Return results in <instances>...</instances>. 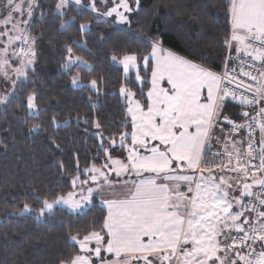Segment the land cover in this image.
<instances>
[{
  "label": "snow or ice",
  "instance_id": "6c2138e0",
  "mask_svg": "<svg viewBox=\"0 0 264 264\" xmlns=\"http://www.w3.org/2000/svg\"><path fill=\"white\" fill-rule=\"evenodd\" d=\"M97 2L57 0L55 9L64 16L62 10L74 3L77 11L97 13V22L101 16H114L112 23L130 28V16L139 10L141 0H112V6L103 13ZM100 2L107 7V0ZM37 6L36 0H6L0 7L7 16L0 23H12L16 12L32 17ZM226 11L231 31L224 43L229 48L235 43L236 52L250 58L251 70L242 67L241 72L252 84L237 81L226 67L217 73L168 51L157 38L145 40L137 36L151 45V51L142 57L145 67L151 63V87L146 101H141L126 83L120 85L119 92L127 101L131 117V132H120L118 141L113 134L108 147H104L108 138L102 132L95 133L100 140L97 152L104 153L103 164L93 162L80 170L77 160L72 190L55 194L52 200L45 197L39 201V208L24 202L13 213H36V219H40L59 206L83 215L97 197L101 198L107 214L99 230L95 220L87 226L70 221L66 225L68 239L78 248L60 256L55 264H264V0H228ZM75 19L71 16L62 20L61 26ZM89 23L80 24L82 33ZM21 24L27 26L29 20H15L12 29L5 27L0 32V37H7L0 48V74L5 80L11 79L9 49L11 56L20 57L19 66L11 68L17 79L11 80L12 87L0 94V104L12 102L17 82H24L21 77L27 79L28 66L36 59L28 43L35 37H29ZM17 40L27 48L17 50ZM73 44L86 47V41L82 45L80 41L65 45L67 56L61 69L89 70L88 61L74 54ZM111 60L122 66L125 80L135 70V81L145 82L139 71L138 50L115 51ZM165 79L168 88L161 86ZM71 81L73 85L82 83L81 73L72 75ZM234 82L237 88L243 86L247 94H238L231 88ZM89 83L92 88L98 86L97 79ZM204 88L206 102L201 98ZM228 98L248 109L240 113L243 122L224 113ZM26 104L28 115L39 118L41 109L35 92L27 95ZM83 121L90 122L87 117ZM51 122L61 123L56 115ZM93 123L96 129L101 128L98 120ZM124 123L127 126V121ZM221 123L231 125V131L224 137L222 150L212 152L213 131ZM41 127L34 123L30 131ZM242 129L248 130V136L235 139L234 134ZM257 129L259 141L255 138ZM129 138L131 144L127 143ZM117 147L124 149L126 157L112 155ZM82 175L86 178L81 179ZM117 189L126 190L122 197L104 196L106 191Z\"/></svg>",
  "mask_w": 264,
  "mask_h": 264
},
{
  "label": "trees",
  "instance_id": "16d2710c",
  "mask_svg": "<svg viewBox=\"0 0 264 264\" xmlns=\"http://www.w3.org/2000/svg\"><path fill=\"white\" fill-rule=\"evenodd\" d=\"M56 2L36 0L38 6L29 25V35L35 37L31 42L36 59L27 69V79L17 82L12 102L0 104V264H55L60 256L78 248L68 239L66 225L70 221L87 226L95 220L99 230L107 211L97 198L83 215L59 206L40 219L36 213H13L24 202L39 208L45 197L52 199L70 190L77 160L80 170L93 162L102 164L104 153L97 152L100 140L95 133L102 132L108 138L104 147L109 146L113 134L117 139L122 131L130 133L119 88L126 83L138 100L146 101L150 67L142 64V57L151 45L136 37L157 38L163 46L218 70L230 31L228 0H141L139 10L130 16V28L101 17L97 22V13L77 11L74 4L61 16L55 11ZM71 16L76 19L62 27L61 21ZM88 22L89 28L82 33L80 24ZM73 41L81 45L86 41V47L73 44V51L88 61L89 70L61 69L67 56L65 45ZM129 49L139 51L143 84L135 81L134 72L125 80L122 66L111 60L113 52ZM78 71L82 83L73 85L71 76ZM91 79L98 80V90L91 87ZM0 84L2 93L12 87L9 82ZM31 92L37 94L39 118L28 115L26 97ZM53 115L61 123H52ZM83 117L90 122L84 123ZM96 120L100 129L94 127ZM34 123L42 127L30 131ZM112 155L123 157V149L115 148Z\"/></svg>",
  "mask_w": 264,
  "mask_h": 264
},
{
  "label": "rangeland",
  "instance_id": "374dc122",
  "mask_svg": "<svg viewBox=\"0 0 264 264\" xmlns=\"http://www.w3.org/2000/svg\"><path fill=\"white\" fill-rule=\"evenodd\" d=\"M16 2L17 3H20V2H22V0H16ZM89 2V0H82V4H87ZM4 3H6V0L4 1ZM3 3V4H4ZM3 4H0V5H3ZM74 4V3H73ZM75 5V4H74ZM112 6V0H107V7L103 4V3H101L100 2V0H98V2H97V7H98V9H99V12L100 13H103V12H105V11H107V8L108 7H111ZM133 7H135V4H133ZM24 8H25V10H26V8H27V4H26V2L24 3ZM34 9H35V7H34ZM34 9H33V14H34ZM66 9V8H65ZM65 9H63L62 11L64 12L65 11ZM55 11L57 12V13H59L56 9H55ZM60 14V13H59ZM15 20H23V19H27V20H29V24L27 25V26H24L23 24H21L20 25V27H22V28H24V30H25V32L29 35V25H30V22H31V18L32 17H28L27 15H26V12H25V14H21L20 12H16L15 14ZM5 16H7V11H5L2 7H0V20H3L4 19V17ZM33 16V15H32ZM106 19H109V20H111V21H114L115 20V17L113 16V17H105ZM15 20H13V22L12 23H15ZM12 23H9L7 26H5L4 24H2V23H0V32H2V31H5V27H7V29H12ZM116 24H119V23H116ZM119 25H127V24H119ZM13 34H18V33H15V32H13ZM229 34H230V31H229ZM29 37H30V35H29ZM6 41H7V37H0V48H3L4 46H5V43H6ZM28 43L29 44H31L32 45V42H31V39H29V41H28ZM234 45V44H233ZM14 46H15V48L18 50L19 48H21V47H25V48H27V45H25L24 43H23V41L22 40H17V41H15L14 42ZM11 51H12V49L10 48L9 49V57H10V64H11V67L8 69V71L10 72V74H11V79L10 80H5L4 78H3V75L2 74H0V82H4V83H10L11 84V80H14V79H17L16 78V74L14 73V72H12L11 71V68H14V67H16V66H19V64H20V57H14V56H11ZM32 65V64H31ZM31 65H29L28 66V68L31 66ZM22 78H24V77H21L20 79H22ZM12 85V84H11ZM0 86H1V84H0ZM0 94H3L2 92H0ZM119 140V137L117 138V141ZM109 143H110V141H109ZM128 144H130L129 142H127ZM126 155H127V153L124 151V149H123V157H126ZM104 163V162H103ZM102 163V164H103ZM101 164H97V166H100ZM90 166V165H89ZM88 166V167H89ZM75 175H77V173L75 174ZM75 175H73L72 177H71V179H70V182H71V180H72V178L75 176ZM114 175V174H113ZM86 177L85 176H81V179H85ZM70 190H72V188L70 189ZM70 190H68V191H70ZM124 191H125V189L123 190V189H117L116 191H106L105 192V194H104V196L106 197V198H109V199H114V198H117V197H120V196H122L123 195V193H124ZM66 193V192H65ZM239 193H237V195H238ZM53 199V198H52ZM52 199H49V200H52ZM97 199L99 200V202L101 203V198L100 197H97ZM102 204V203H101ZM103 205V204H102ZM104 206V205H103ZM105 207V206H104ZM66 208V207H65ZM106 208V207H105ZM67 209V208H66ZM78 246V245H77ZM94 246V245H93ZM105 256L108 258V259H110V257H111V254H107V253H105Z\"/></svg>",
  "mask_w": 264,
  "mask_h": 264
},
{
  "label": "crops",
  "instance_id": "0c3cea01",
  "mask_svg": "<svg viewBox=\"0 0 264 264\" xmlns=\"http://www.w3.org/2000/svg\"><path fill=\"white\" fill-rule=\"evenodd\" d=\"M230 31H231V28H230ZM233 44L235 45V43H233ZM162 47L164 49L168 50V51H171V52H173V53H175L177 55H180V56L184 57L185 59L191 60L194 63H197V64H199V65H201L203 67L208 68L207 66H205V65H203V64H201L199 62H196V61H194V60H192V59H190L188 57H185V56L177 53L174 50H171V49H169V48H167V47H165L163 45H162ZM150 51H151V48H150L149 52ZM160 54L163 55V53H160ZM142 64L144 65V62H142ZM149 65H150V67H149V76H148V88L146 90V93H147L148 89L151 87V63H149ZM209 69H211V68H209ZM211 70L214 71V72H217L216 70H213V69H211ZM132 72L136 73L135 70H133ZM161 86L166 87V88L170 87V85L167 84V80L166 79L163 80V81H161ZM206 97H207V89L204 88V89H202V97H201L202 98V102H206ZM124 100H125V103H126V113H127V101H126L125 98H124ZM241 112H242V107L238 104V102L232 101L231 98H228V103H227V105H226V107L224 109V113L226 115H229L236 122H243L244 117L242 115H240ZM128 118H129L130 123H131V117H130V115H128ZM221 128H223V130H224L223 132L221 131ZM230 131H231V125H229V124L221 123V124H218L216 126V128L213 131V136H212V140H211L212 152H216L218 150H222V144H223V141H224V137ZM245 133H246V130L245 129H242L239 133L234 134V137H235V139L240 140L241 137H245ZM217 137H219V140H220L219 143H217ZM128 142L131 144L130 138H129V141ZM208 155H209V157H211V153H209ZM120 197H122V196H120ZM106 211H107V209H106ZM111 258H112V256L110 257V259Z\"/></svg>",
  "mask_w": 264,
  "mask_h": 264
},
{
  "label": "built area",
  "instance_id": "2783aa9c",
  "mask_svg": "<svg viewBox=\"0 0 264 264\" xmlns=\"http://www.w3.org/2000/svg\"><path fill=\"white\" fill-rule=\"evenodd\" d=\"M227 58V62H226ZM252 63L249 57H245L243 52L237 53L236 48H229L226 47L225 54L223 57L222 65L221 68L218 70V73H222L225 70V67L229 71L230 75H234L236 77V80L239 82H242V84H252L253 81H251L248 77L244 76L241 72V68L243 67L245 71L251 70L249 65ZM257 66H259L257 64ZM235 69L234 72L232 70ZM231 88L236 89L237 93L244 92L247 94L246 90L241 86L240 88L236 87V83L234 82L233 84L230 85ZM248 110L247 108L242 107V111ZM255 113L253 112V115ZM246 130L245 133V138L248 136V130ZM255 138L257 141H259V129L256 130L255 132Z\"/></svg>",
  "mask_w": 264,
  "mask_h": 264
}]
</instances>
